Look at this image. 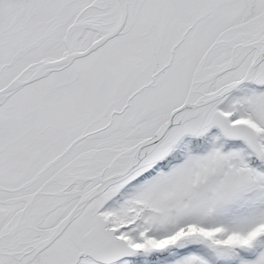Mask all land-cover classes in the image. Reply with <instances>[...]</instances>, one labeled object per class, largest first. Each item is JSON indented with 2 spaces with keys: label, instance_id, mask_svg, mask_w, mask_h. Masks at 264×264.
<instances>
[{
  "label": "snow or ice",
  "instance_id": "1",
  "mask_svg": "<svg viewBox=\"0 0 264 264\" xmlns=\"http://www.w3.org/2000/svg\"><path fill=\"white\" fill-rule=\"evenodd\" d=\"M0 264H264V0H0Z\"/></svg>",
  "mask_w": 264,
  "mask_h": 264
}]
</instances>
